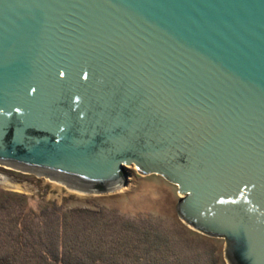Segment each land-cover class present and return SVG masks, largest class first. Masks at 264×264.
<instances>
[{"label": "water", "instance_id": "water-1", "mask_svg": "<svg viewBox=\"0 0 264 264\" xmlns=\"http://www.w3.org/2000/svg\"><path fill=\"white\" fill-rule=\"evenodd\" d=\"M0 165L90 194L158 175L264 264V0H0Z\"/></svg>", "mask_w": 264, "mask_h": 264}, {"label": "trees", "instance_id": "trees-1", "mask_svg": "<svg viewBox=\"0 0 264 264\" xmlns=\"http://www.w3.org/2000/svg\"><path fill=\"white\" fill-rule=\"evenodd\" d=\"M27 200L0 197V264H187L184 258H222L221 239L179 220L163 228L152 214L129 218L111 205L120 195L82 206L42 201L33 208ZM197 243L204 244L202 250Z\"/></svg>", "mask_w": 264, "mask_h": 264}, {"label": "rangeland", "instance_id": "rangeland-1", "mask_svg": "<svg viewBox=\"0 0 264 264\" xmlns=\"http://www.w3.org/2000/svg\"><path fill=\"white\" fill-rule=\"evenodd\" d=\"M127 168L130 175L125 186L106 194H90L81 193L68 188L62 183L44 177L34 176L0 165V197L5 194L23 196L28 198L27 201H29L31 207L37 208L42 201L55 202L57 205L65 201L70 206H82L85 202L97 197L120 195L121 200L116 203L113 202L111 205L128 213L129 218L139 214H152L158 217V222L163 228L172 227L175 220H179L184 224L175 210L179 194L174 185L158 175L142 176L135 173L133 166ZM155 220L157 221V219ZM221 240L220 252L222 258H184V260H187V264H208L212 259L214 261L221 259L223 264H229L224 253L225 242L223 239ZM196 246L202 250L204 244L197 243Z\"/></svg>", "mask_w": 264, "mask_h": 264}, {"label": "bare ground", "instance_id": "bare-ground-1", "mask_svg": "<svg viewBox=\"0 0 264 264\" xmlns=\"http://www.w3.org/2000/svg\"><path fill=\"white\" fill-rule=\"evenodd\" d=\"M10 182V181H9ZM10 186H12L11 184H10ZM14 187H16V186H14ZM18 187V186H17ZM77 193V192H76ZM82 193V192H81ZM81 193H79V194H81Z\"/></svg>", "mask_w": 264, "mask_h": 264}]
</instances>
